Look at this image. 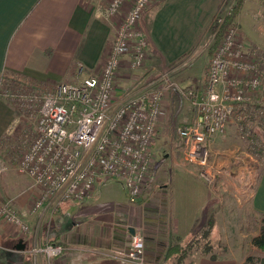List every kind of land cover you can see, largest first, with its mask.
<instances>
[{"label": "built area", "instance_id": "1", "mask_svg": "<svg viewBox=\"0 0 264 264\" xmlns=\"http://www.w3.org/2000/svg\"><path fill=\"white\" fill-rule=\"evenodd\" d=\"M154 1L84 0L89 6L100 3L104 16L116 21L114 37L99 73L76 83L55 82L43 86L51 89L39 88L34 136L25 151L12 158L16 170L38 191L31 211L55 208L62 200L84 201L93 194L99 177L119 180L129 202L138 201L154 160L153 143L166 87L140 79L118 88L117 77L122 65L137 70L147 60L148 44L140 20ZM247 47L237 27L226 26L210 56L203 87L188 91L196 120L178 130L187 161L204 165L210 138L223 134L233 114L243 112L260 89V62ZM77 67L80 72L82 67ZM0 95L8 102L21 101L25 113L36 102L26 93H7L2 82ZM0 223L20 236L31 231L10 202L0 203ZM62 252L63 245L57 241L36 243L29 249L34 261L42 256L48 264ZM112 255L134 264H161L146 256L145 238L136 232Z\"/></svg>", "mask_w": 264, "mask_h": 264}, {"label": "crops", "instance_id": "2", "mask_svg": "<svg viewBox=\"0 0 264 264\" xmlns=\"http://www.w3.org/2000/svg\"><path fill=\"white\" fill-rule=\"evenodd\" d=\"M224 1L155 0L150 4L140 20V27L148 44L147 60L137 70H129L122 65L117 77L118 88L129 85L133 77L141 75V71L145 72L146 67L151 68L149 73L164 68L177 71L178 64L202 46L211 23L224 6ZM242 10L244 11V7ZM0 16L3 22L0 30V85L4 76L19 75L37 82L76 83L89 74L99 73L116 25L115 20L104 16L100 3L89 6L84 0H0ZM240 16L241 12L237 21ZM79 65L82 67L80 72L77 67ZM184 83L185 80L172 82L175 91H180L179 94L176 92L179 96L183 93L181 87L185 86ZM196 89L188 87L185 92ZM164 111L163 100L161 119ZM15 118L11 104L0 95V149L1 140L15 123ZM1 161L0 157V170ZM168 175L167 183L161 185V189L168 190L163 223L165 222V226L167 224L169 232L185 238L193 226L207 217L210 188L199 174L182 167L177 159ZM3 177L7 179V176L0 174V186ZM25 182L30 181L27 178ZM13 185L9 198L13 207L28 222L31 231L26 236H20L0 223V264H22L27 258L31 259L32 264L35 261L43 263L45 259L42 256H38L35 261L32 259L30 247L36 243L55 241L63 245L61 256L54 260H59L60 264H134L116 258L112 255V250L128 243L130 228L141 234V223L136 226L125 225L115 219L114 215L128 217L131 212L141 211L145 203L141 197L138 199L142 202L140 207L131 203L126 206L128 209L119 211L122 203L112 207L110 202L97 199L93 192L90 197L78 202L81 205L75 216L82 222H68L63 225L61 233H51L49 224L59 203L55 211H50L54 208L45 207L33 212L30 209L31 201L37 195V189L33 188L31 182L23 189ZM250 197L252 210L257 214H264V167ZM109 211L116 213L110 215ZM150 215L147 214V217ZM152 216L147 219L153 222L149 225L155 235L145 243V252L152 259L149 252L153 248L160 259L163 246L158 241L163 235L167 237V233L157 229L155 222L158 215L153 213ZM245 250L246 248L243 253H226L214 260L203 256L196 264H241L246 256Z\"/></svg>", "mask_w": 264, "mask_h": 264}, {"label": "rangeland", "instance_id": "3", "mask_svg": "<svg viewBox=\"0 0 264 264\" xmlns=\"http://www.w3.org/2000/svg\"><path fill=\"white\" fill-rule=\"evenodd\" d=\"M233 2L234 0H225L222 10L228 9ZM243 7L244 11L242 10ZM240 12L241 16L237 21L236 18ZM230 25L237 27L239 39L246 42L248 50L258 58L262 72V84L260 89L255 92L254 99L249 105H246L243 115L234 113L225 132L210 138L207 143L208 156L204 165H198L184 159V145L178 130L180 127L192 125L196 120L193 98L188 96L189 90L185 92V89L203 87L209 59L214 51L213 49V51L208 52L213 42V35L210 32L207 33L202 46L186 56L178 64L179 69L177 71L164 68L162 70L155 69L149 73L151 68L146 67L145 72L141 71L142 74L137 75V78L133 77L129 84H134L142 77L145 81L154 80L153 84L157 88L166 87L165 111L162 119L160 116L161 123L157 127L158 134L153 145L154 160L149 178L143 185L141 198L139 197L145 203L142 205L141 211L131 212L128 217L115 214L114 218L119 219V222L125 225L136 226L141 223V235L145 238L146 243L149 239L151 240V236L155 235L151 232L152 226L149 225L153 222L147 218H152L153 213L158 215V220L155 222L157 229L167 233V237L163 235L158 241V244L164 247L166 238L169 237L170 233L169 229L166 228L167 224L165 226V222L163 223V210L165 209L168 190L161 189V185L167 183L168 173L170 174L172 170L173 162L177 159L182 167L188 168L193 173L203 174V178L206 179L204 181L209 185L211 198L207 204L209 211L207 217L205 216L199 224L203 225L210 216L214 220L208 236L211 249L205 254L203 248L204 244L207 246L208 239L205 242V239L201 238V232L194 234L193 248L183 264H196L199 258L206 257L211 253L217 254L218 257L230 252L243 253L244 248H246L244 252L246 256L250 250L254 254L264 256V251L256 250L250 245L251 237L258 233L260 221L259 215L251 208L250 196L264 165V142L254 137L255 132L259 135L260 131H264V0H243L241 9L234 18V23L232 22ZM237 74L240 75V73ZM180 80H185V86L181 87L183 93L179 96L177 93L179 94L180 91H175L172 82L179 83ZM50 83L39 85L35 80L24 79L19 76H5L4 81H2L3 88L7 93H22V95L26 93L28 97L31 96L36 99V102L30 111L25 113L20 105L21 101L16 102L18 103L16 104L14 102L16 100L9 99L16 118L9 132L1 140L0 174L7 176V179L2 178L0 191L6 194L0 193V203L10 202L12 204L8 194L14 189L13 184H16L18 189L19 187L23 189L25 185L30 184V182H25L28 177L25 178V175L16 170L12 164V158H16L24 152L31 142L35 129L33 116L36 115L37 96L41 91L39 88L51 89L53 86L43 87ZM9 179H11V183ZM94 193L97 199L110 202L112 207L122 203L123 206L119 205V211L124 208L128 209L126 206L131 205L120 181L116 179L99 177ZM140 203L142 202L139 200L132 204L138 208ZM80 205L76 201L62 200L50 221V232L61 233L64 224L82 222L75 216ZM142 208L144 213H142ZM55 209L56 207L50 211H55ZM113 212L109 211V214L111 215ZM147 214L151 215L147 217ZM245 244L247 245L245 246ZM222 248L226 250L223 252ZM153 250L152 248V252H149L152 259L156 256L155 261H159L161 264H170V260L164 262L161 258H157V251ZM246 256H244L243 261ZM60 263L59 260H56L50 264ZM34 264L48 263L35 261Z\"/></svg>", "mask_w": 264, "mask_h": 264}, {"label": "trees", "instance_id": "4", "mask_svg": "<svg viewBox=\"0 0 264 264\" xmlns=\"http://www.w3.org/2000/svg\"><path fill=\"white\" fill-rule=\"evenodd\" d=\"M243 0H234V2L229 6L228 13H222L220 10L219 14L217 17L213 20L209 27V32L213 35V42L210 46V49L208 52L213 51L215 46L220 40L222 30L230 25V23H234V18L236 15L239 13L241 6H242ZM224 14V15H223ZM223 15V20L221 23L218 22V18ZM249 105V103L247 104ZM246 109V105L243 107V112L241 113L240 116L243 115L244 110ZM255 138L260 139L262 142H264V131H260L259 135L256 134L254 135ZM264 167V165H263ZM262 170V169H261ZM261 173V172H260ZM259 173V176H260ZM258 176V178H259ZM260 217L259 221V228H258V233L254 236L251 237L250 239V245L251 247H254L256 250L264 251V214H258ZM213 218L210 216L207 221L203 225H195L191 229L189 235L185 238H182L180 236L174 235L171 232L169 233V237L167 238V241L163 247L162 255H161V260L164 262H167L170 260V264H183V261L187 258L189 255V252L193 248L194 244V234H197L201 232V238L206 240L208 239L211 227L213 226ZM204 244V253L210 251L211 246L209 239ZM226 249L222 248V251L224 252ZM211 260H214L218 257L217 254L211 253L209 255H206ZM22 264H31V259L27 258ZM241 264H264V256L261 254H254L251 252V250L248 252L246 258Z\"/></svg>", "mask_w": 264, "mask_h": 264}, {"label": "bare ground", "instance_id": "5", "mask_svg": "<svg viewBox=\"0 0 264 264\" xmlns=\"http://www.w3.org/2000/svg\"><path fill=\"white\" fill-rule=\"evenodd\" d=\"M13 76H19V75H13ZM4 77H5V76H4ZM4 77L2 78L1 82L4 81ZM9 77H11V76H9ZM19 77H22V76H19ZM7 82H8V81H7ZM3 83H4V82H3ZM241 113H242V112H241ZM241 113H240V114H241ZM181 141H182V140H181ZM184 159H185V157H184ZM185 160H186V159H185ZM200 176L203 178L202 175H200ZM203 179H204V178H203ZM204 180H206V179H204ZM130 237H131V236H130ZM145 254H146V253H145Z\"/></svg>", "mask_w": 264, "mask_h": 264}, {"label": "snow or ice", "instance_id": "6", "mask_svg": "<svg viewBox=\"0 0 264 264\" xmlns=\"http://www.w3.org/2000/svg\"><path fill=\"white\" fill-rule=\"evenodd\" d=\"M3 22H2V16H0V30H2Z\"/></svg>", "mask_w": 264, "mask_h": 264}, {"label": "water", "instance_id": "7", "mask_svg": "<svg viewBox=\"0 0 264 264\" xmlns=\"http://www.w3.org/2000/svg\"><path fill=\"white\" fill-rule=\"evenodd\" d=\"M130 234H133L134 233V230H133V228H130Z\"/></svg>", "mask_w": 264, "mask_h": 264}]
</instances>
